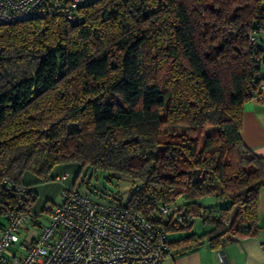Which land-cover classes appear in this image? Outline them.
Segmentation results:
<instances>
[{"label":"trees","instance_id":"trees-1","mask_svg":"<svg viewBox=\"0 0 264 264\" xmlns=\"http://www.w3.org/2000/svg\"><path fill=\"white\" fill-rule=\"evenodd\" d=\"M76 16L0 23V180L35 202L29 178L60 165L86 186L126 177L134 208L186 232L182 252L255 234L264 158L241 131L264 82V0H95ZM208 196L223 207L200 206Z\"/></svg>","mask_w":264,"mask_h":264},{"label":"built area","instance_id":"built-area-1","mask_svg":"<svg viewBox=\"0 0 264 264\" xmlns=\"http://www.w3.org/2000/svg\"><path fill=\"white\" fill-rule=\"evenodd\" d=\"M94 1L0 0V23L56 15L74 23L76 11ZM253 97L264 102V82ZM158 215L180 224L196 220L165 205L158 206ZM168 248L165 227L118 192L74 183L63 189L59 205L38 211L26 187L0 180V264H163Z\"/></svg>","mask_w":264,"mask_h":264},{"label":"crops","instance_id":"crops-1","mask_svg":"<svg viewBox=\"0 0 264 264\" xmlns=\"http://www.w3.org/2000/svg\"><path fill=\"white\" fill-rule=\"evenodd\" d=\"M260 73L264 78V66ZM241 136L249 149L264 158V102L254 97L244 105ZM177 240H171L169 234V248L163 264H264V250L261 249L264 244V190L259 195L258 228L255 234L230 238L218 250L205 243L182 252V247L174 244ZM218 253L223 256V261Z\"/></svg>","mask_w":264,"mask_h":264},{"label":"rangeland","instance_id":"rangeland-1","mask_svg":"<svg viewBox=\"0 0 264 264\" xmlns=\"http://www.w3.org/2000/svg\"><path fill=\"white\" fill-rule=\"evenodd\" d=\"M63 174H67L68 176L66 181L61 183L54 181L56 176ZM77 174L78 166L75 164H68L55 167L50 174V180L46 183H40L33 177L29 178L28 183L30 184V189L36 195V200L34 202L35 209L40 211L44 208H53L59 205L62 202L63 189L66 187H72L74 183L78 184L81 182L83 175H81L79 178H76ZM93 186H97L98 188L105 187L107 190L118 192L123 200L129 199L136 187L135 183L123 176L112 177L111 182L109 183L103 181L102 179L94 180ZM83 188H85V186ZM183 203H185L183 199H178L175 202V205L177 207H181ZM198 204L205 209L216 210L220 207H223L224 201L208 196L198 200ZM202 230L203 226L201 224V220L196 218L191 229V233L199 234ZM185 235L186 232L183 231L175 232L174 234H170V239L177 240Z\"/></svg>","mask_w":264,"mask_h":264}]
</instances>
